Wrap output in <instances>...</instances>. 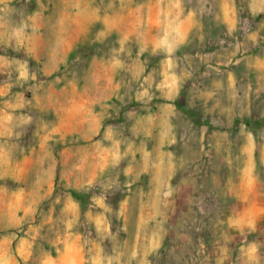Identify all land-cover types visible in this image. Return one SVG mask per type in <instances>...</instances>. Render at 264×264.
<instances>
[{
	"label": "rangeland",
	"instance_id": "1",
	"mask_svg": "<svg viewBox=\"0 0 264 264\" xmlns=\"http://www.w3.org/2000/svg\"><path fill=\"white\" fill-rule=\"evenodd\" d=\"M257 184L264 0H0V264H264Z\"/></svg>",
	"mask_w": 264,
	"mask_h": 264
},
{
	"label": "crops",
	"instance_id": "2",
	"mask_svg": "<svg viewBox=\"0 0 264 264\" xmlns=\"http://www.w3.org/2000/svg\"><path fill=\"white\" fill-rule=\"evenodd\" d=\"M255 188H252V196L254 197V199L257 201L256 206H257V210L262 209V206H264V192L261 191L259 184H257L256 186H254ZM256 189V190H254ZM260 215H258L259 217Z\"/></svg>",
	"mask_w": 264,
	"mask_h": 264
}]
</instances>
